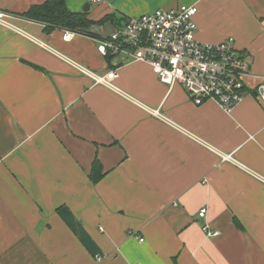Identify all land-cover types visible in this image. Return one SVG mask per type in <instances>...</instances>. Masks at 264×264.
Returning <instances> with one entry per match:
<instances>
[{
  "label": "crops",
  "instance_id": "1",
  "mask_svg": "<svg viewBox=\"0 0 264 264\" xmlns=\"http://www.w3.org/2000/svg\"><path fill=\"white\" fill-rule=\"evenodd\" d=\"M45 1L0 0V12ZM86 4L93 21L195 5L197 40L231 37L251 61L244 100L231 115L196 106L148 65L102 56L110 23L69 42L31 21L12 20L24 34L0 26V264H264V107L253 90L264 0L65 1L75 13ZM74 64L116 69L117 91Z\"/></svg>",
  "mask_w": 264,
  "mask_h": 264
},
{
  "label": "built area",
  "instance_id": "2",
  "mask_svg": "<svg viewBox=\"0 0 264 264\" xmlns=\"http://www.w3.org/2000/svg\"><path fill=\"white\" fill-rule=\"evenodd\" d=\"M88 3L100 5L104 0H88ZM196 13L195 5H180L172 9H157L138 17H124L120 26L97 41V51L106 58L118 59V64H146L168 88L175 85L184 88L196 106L211 102L226 115H231L244 100L247 89L245 79L250 75L252 63L236 50L231 37L217 44L198 41L194 21ZM12 20L27 21L20 16L0 12L1 27L24 34ZM76 34L64 30L63 40L69 42ZM74 66L94 83L117 91L113 84L118 76L116 69L96 75L76 64ZM253 90L264 107V81ZM151 114L164 120L157 110ZM222 159L231 160L230 156H223ZM206 212V208H202L198 216L204 218ZM202 231L206 238L219 235L207 225L202 227Z\"/></svg>",
  "mask_w": 264,
  "mask_h": 264
},
{
  "label": "trees",
  "instance_id": "3",
  "mask_svg": "<svg viewBox=\"0 0 264 264\" xmlns=\"http://www.w3.org/2000/svg\"><path fill=\"white\" fill-rule=\"evenodd\" d=\"M66 0H46L40 5L31 6L25 13L18 15L27 21L39 23L44 31L68 30L77 34H88L87 30L92 26L110 23L115 27L121 25L124 17L115 14L105 15L98 21L88 18L87 12H70L65 5ZM89 177L93 183H97L102 177L101 166L97 160L92 163Z\"/></svg>",
  "mask_w": 264,
  "mask_h": 264
},
{
  "label": "rangeland",
  "instance_id": "4",
  "mask_svg": "<svg viewBox=\"0 0 264 264\" xmlns=\"http://www.w3.org/2000/svg\"><path fill=\"white\" fill-rule=\"evenodd\" d=\"M90 5H91L92 8L95 7L94 4H90ZM145 14H149V13H145ZM145 14H140V15H145ZM140 15H129V16H132V17H138V16H140ZM117 16H118V17H122L120 14H118ZM111 28H112V26H111L110 24H107L105 29L110 31Z\"/></svg>",
  "mask_w": 264,
  "mask_h": 264
},
{
  "label": "water",
  "instance_id": "5",
  "mask_svg": "<svg viewBox=\"0 0 264 264\" xmlns=\"http://www.w3.org/2000/svg\"><path fill=\"white\" fill-rule=\"evenodd\" d=\"M89 11V5L86 4L83 8V12H88Z\"/></svg>",
  "mask_w": 264,
  "mask_h": 264
}]
</instances>
